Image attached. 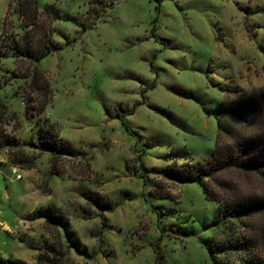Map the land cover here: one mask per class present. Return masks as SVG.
Wrapping results in <instances>:
<instances>
[{"label":"rangeland","instance_id":"obj_1","mask_svg":"<svg viewBox=\"0 0 264 264\" xmlns=\"http://www.w3.org/2000/svg\"><path fill=\"white\" fill-rule=\"evenodd\" d=\"M8 1L0 0V256L209 264L216 203L196 182L152 169L211 153L223 96L254 98L264 115V0H116L103 9L37 0L32 28ZM47 34L50 51L36 64L10 49L12 39L21 51L38 47ZM38 125L56 151L30 144ZM221 181L264 188L254 174L209 182ZM44 209L60 220L37 216Z\"/></svg>","mask_w":264,"mask_h":264},{"label":"trees","instance_id":"obj_2","mask_svg":"<svg viewBox=\"0 0 264 264\" xmlns=\"http://www.w3.org/2000/svg\"><path fill=\"white\" fill-rule=\"evenodd\" d=\"M115 1L89 0V3L90 6L97 5L103 9ZM8 8L17 15L24 26L32 28L39 21L41 11L37 0H9ZM43 10L51 11L52 16L55 14L59 16L58 10L52 5H46ZM40 42L38 43L41 44L39 45L42 46L41 48L29 47L21 51L17 41L12 39L10 49L26 55L36 64L49 53L51 38L47 34ZM37 72L38 69L34 68L33 78ZM216 121L214 147L206 158L181 166L173 167L171 164L160 170H152L161 172L163 176L176 182H196L201 186L204 197L216 203V212L211 220L213 234L208 246L209 264H264V188L255 191L222 181L218 188L209 182L218 174L230 171L243 175L254 174L264 183V115L254 98L244 94L234 99L223 96ZM37 127V142L31 140L30 144L33 146L40 144L43 148L56 151L47 133L40 125ZM3 137L0 129V138ZM220 137L230 140L221 143ZM65 152H68L66 148ZM101 207L105 206L101 205ZM46 210L44 209L43 213L37 216L52 222L60 220V216L54 217ZM76 250L79 251L78 247ZM0 264L23 263L13 259L12 256H0Z\"/></svg>","mask_w":264,"mask_h":264},{"label":"built area","instance_id":"obj_3","mask_svg":"<svg viewBox=\"0 0 264 264\" xmlns=\"http://www.w3.org/2000/svg\"><path fill=\"white\" fill-rule=\"evenodd\" d=\"M15 171H16V168H13V169H12V173L15 174V177H16V178H20V175H19L18 173H16Z\"/></svg>","mask_w":264,"mask_h":264}]
</instances>
